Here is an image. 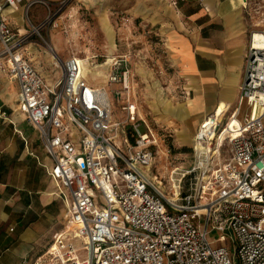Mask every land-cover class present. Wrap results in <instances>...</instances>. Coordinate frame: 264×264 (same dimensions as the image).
<instances>
[{
    "label": "built area",
    "instance_id": "obj_1",
    "mask_svg": "<svg viewBox=\"0 0 264 264\" xmlns=\"http://www.w3.org/2000/svg\"><path fill=\"white\" fill-rule=\"evenodd\" d=\"M20 2L0 0V72L17 83L16 110L38 131L43 167L65 206L61 228L29 263L264 264V40L255 38L264 31L249 34L229 119L201 122L195 162L167 195L148 174L161 137L140 114L127 59L105 62L106 82L97 85L82 74L89 57L62 59L42 38L59 72L48 82L26 54L31 35L11 21ZM34 3L48 7L30 0L26 16ZM48 18L41 27L57 26ZM240 107L251 115L237 116ZM232 118L238 125L227 130ZM213 142L208 157L201 146ZM224 146L229 156L219 161Z\"/></svg>",
    "mask_w": 264,
    "mask_h": 264
},
{
    "label": "crops",
    "instance_id": "obj_2",
    "mask_svg": "<svg viewBox=\"0 0 264 264\" xmlns=\"http://www.w3.org/2000/svg\"><path fill=\"white\" fill-rule=\"evenodd\" d=\"M29 1L21 0L10 15L23 31V16L16 12ZM130 1L137 17L162 31L192 120L201 122L221 103L225 108L221 117L229 114L237 104L249 34L262 27L253 11L264 0H182L176 6L166 0ZM52 37V48L65 59ZM33 46L32 41L26 46L27 56L52 82V56L36 61L35 51H30ZM17 93L16 81L0 72V264H26L42 251L58 230L55 221L61 207L43 167L49 160L39 133L16 110Z\"/></svg>",
    "mask_w": 264,
    "mask_h": 264
},
{
    "label": "rangeland",
    "instance_id": "obj_3",
    "mask_svg": "<svg viewBox=\"0 0 264 264\" xmlns=\"http://www.w3.org/2000/svg\"><path fill=\"white\" fill-rule=\"evenodd\" d=\"M44 1L48 7L34 3L27 16L25 7L16 12L24 19L18 18L17 22L22 21L21 25L31 35L34 46L30 51H35L33 55L37 56L36 61L42 62L41 58L50 54L43 39L52 45V35L61 56L76 53L80 57H89L82 59L83 69L90 77L94 75L89 79L96 84H102L106 78L108 67L105 62L109 63L114 57L127 59L140 114L154 133L161 137L157 138V147L151 148L153 158L148 174L163 193L170 194L175 175L189 170L195 162L194 139L203 120L194 122L188 111V102H183L185 96L180 87V78L162 31L146 19L137 17L131 10L130 0H123L122 3L121 0ZM259 8L253 11L255 21L262 25L256 30L264 31V5ZM47 17L55 19L57 26L46 24L41 27ZM93 56L96 57L91 58ZM58 75V70L53 72L54 77ZM115 108H119L117 102ZM232 111L222 118L223 123L229 119ZM140 130L144 131V127L141 126ZM119 144L124 148L121 140ZM213 149H217L215 142ZM38 152L42 153L40 148ZM228 156V147H222L219 161ZM59 202L61 207L55 221L56 229H60L64 222L65 206L60 199ZM208 236L214 238L217 234L212 232ZM226 245L232 254L231 244L227 242ZM25 263L30 264L28 259Z\"/></svg>",
    "mask_w": 264,
    "mask_h": 264
},
{
    "label": "bare ground",
    "instance_id": "obj_4",
    "mask_svg": "<svg viewBox=\"0 0 264 264\" xmlns=\"http://www.w3.org/2000/svg\"><path fill=\"white\" fill-rule=\"evenodd\" d=\"M255 38L259 41V40H264V36L261 34V33H257V34H255ZM261 45V44H260ZM47 53V52H46ZM49 55H51V54H49ZM80 65H81V70H82V74H83V76L88 80V81H90V82H92L90 79L91 78H94V75L93 74H91V77H90V74L87 72V73H85L84 72V69H83V60H81V62H80ZM107 65V64H106ZM89 76V77H88ZM90 78V79H89ZM96 81H98V80H96ZM99 82V81H98ZM106 82V81H105ZM105 82L104 83H102V84H97V85H104L105 84ZM93 84H96L95 82H92ZM224 110H225V108H224V104L223 103H221L219 106H218V108H216V110L213 112V114H214V116H216L217 118H219L221 115H222V113L224 112ZM250 114L251 115V113L250 112H248V109L247 110H245L244 109V107H240V109H239V111L237 112V116H244V115H246V114ZM236 125H238V122H237V120H236V118H232V119H230L229 121H228V125L226 126V129L227 130H234V127L236 126ZM201 149H202V151H204L206 154H207V156L209 157V156H211V155H213L215 152H216V150H214L213 149V147L210 145V144H207V145H204V146H201ZM174 179V178H173Z\"/></svg>",
    "mask_w": 264,
    "mask_h": 264
}]
</instances>
